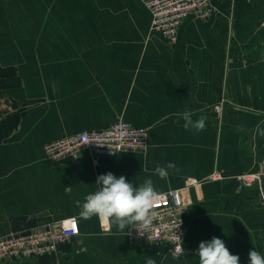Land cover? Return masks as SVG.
I'll return each mask as SVG.
<instances>
[{"label":"crops","instance_id":"1","mask_svg":"<svg viewBox=\"0 0 264 264\" xmlns=\"http://www.w3.org/2000/svg\"><path fill=\"white\" fill-rule=\"evenodd\" d=\"M212 3L171 42L145 0H0V237L71 216L80 227L52 254L1 264H199V243L214 236L239 264L264 254V0ZM184 111L207 116L205 130H185ZM118 119L147 127V150L97 164L86 150L46 154L47 142ZM169 162L167 179L154 174ZM216 171L226 176L209 179ZM108 172L151 178L158 192L200 181L186 195L183 255L79 218L77 202ZM245 172L259 178L241 187Z\"/></svg>","mask_w":264,"mask_h":264},{"label":"built area","instance_id":"2","mask_svg":"<svg viewBox=\"0 0 264 264\" xmlns=\"http://www.w3.org/2000/svg\"><path fill=\"white\" fill-rule=\"evenodd\" d=\"M145 4L152 16L151 28L171 42L177 40L179 27L187 18L193 16L203 20L217 11L212 0H145ZM215 108L220 110L221 105H216ZM148 146L147 127L118 119L100 130H85L61 136L47 142L45 150L48 157L55 160L86 150L93 154V163L97 164L101 156L109 157L122 151H145ZM225 176L222 171H216L209 179ZM258 178V174L249 172L235 175L241 187L251 185ZM199 183L200 181L193 180L184 187L159 192L161 197L153 206L156 217L150 229L147 232L140 228L131 231L127 229L128 239L136 244L164 246L174 257L183 255L186 215L189 208L186 195L191 184ZM79 233L78 216H71L55 223L3 235L0 237V264L25 257L52 254L63 241Z\"/></svg>","mask_w":264,"mask_h":264},{"label":"clouds","instance_id":"3","mask_svg":"<svg viewBox=\"0 0 264 264\" xmlns=\"http://www.w3.org/2000/svg\"><path fill=\"white\" fill-rule=\"evenodd\" d=\"M179 117L184 121L185 130H195L197 133L205 130L207 116L201 115L193 120V114L184 111ZM260 134L264 135V130H260ZM174 168L175 165L171 162L166 166L157 164L154 174L161 179H167L169 170ZM96 185V190L87 194L82 204L77 202L80 219L89 220L95 217L102 226L115 228L117 232H123L126 228L130 231L140 228L143 232L150 229L156 217L153 206L161 197L151 178L134 185L125 176L117 177L108 172L97 177ZM65 192L70 194L71 186L65 187ZM138 234L142 236L139 232ZM196 254L199 264H239L240 259L238 255L231 254L222 239L215 236L209 241L200 242ZM248 258L249 264H264V254L255 249L249 251ZM145 264H157V261L149 257Z\"/></svg>","mask_w":264,"mask_h":264},{"label":"water","instance_id":"4","mask_svg":"<svg viewBox=\"0 0 264 264\" xmlns=\"http://www.w3.org/2000/svg\"><path fill=\"white\" fill-rule=\"evenodd\" d=\"M261 174H262L263 177H264V165H263V169H262V171H261Z\"/></svg>","mask_w":264,"mask_h":264},{"label":"rangeland","instance_id":"5","mask_svg":"<svg viewBox=\"0 0 264 264\" xmlns=\"http://www.w3.org/2000/svg\"><path fill=\"white\" fill-rule=\"evenodd\" d=\"M263 203H264V201H263Z\"/></svg>","mask_w":264,"mask_h":264}]
</instances>
